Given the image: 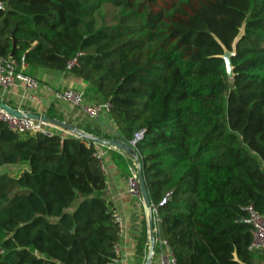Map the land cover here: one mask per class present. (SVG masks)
I'll return each instance as SVG.
<instances>
[{"label":"trees","instance_id":"16d2710c","mask_svg":"<svg viewBox=\"0 0 264 264\" xmlns=\"http://www.w3.org/2000/svg\"><path fill=\"white\" fill-rule=\"evenodd\" d=\"M0 4V59H22L31 77L68 72L85 100L109 104L110 134L75 128L131 148L176 264H264L242 222L249 207L264 216V0ZM45 117L59 119L51 107ZM95 150L0 122V168L25 167L0 174V264H113L115 211ZM104 150L126 177L132 157Z\"/></svg>","mask_w":264,"mask_h":264},{"label":"crops","instance_id":"0c3cea01","mask_svg":"<svg viewBox=\"0 0 264 264\" xmlns=\"http://www.w3.org/2000/svg\"><path fill=\"white\" fill-rule=\"evenodd\" d=\"M34 78L39 83V89L35 93L26 92L20 85L0 90V101L9 104V107L22 112L45 116L46 110L51 107L52 112L63 121L74 127L89 128L99 131L101 134L111 133V121L108 115L101 114L91 119L83 114L77 107L65 100L55 97V92L70 90L82 92L83 84L68 72H55L38 70ZM33 97V99H31ZM87 105H95L94 102L85 100ZM6 104V105H7ZM46 131L61 136L68 134L60 129L44 126ZM1 167V169L5 168ZM19 167L8 166L6 168ZM21 168L22 172L25 167ZM101 171L106 178L105 197L112 204L115 214L121 218L123 233L116 243V255L124 264H136L135 253L139 252L145 257L147 250V222L146 212L141 200L131 197L126 192L125 174L118 170L111 162L108 154L103 159ZM150 264H157L156 259H151Z\"/></svg>","mask_w":264,"mask_h":264},{"label":"built area","instance_id":"2783aa9c","mask_svg":"<svg viewBox=\"0 0 264 264\" xmlns=\"http://www.w3.org/2000/svg\"><path fill=\"white\" fill-rule=\"evenodd\" d=\"M74 65L75 60H72L66 64V68L70 69ZM15 85H20L26 92L31 93H35L39 89L38 81L34 77L28 76L26 74V66L24 65L22 59L19 62H16L11 58L0 59V90L5 91L14 87ZM55 93L56 98L69 102L71 105L77 107L83 114L91 119L97 118L101 114H108V110L110 108L109 104L87 105L84 101L82 92L63 90ZM31 99H33V97H31ZM15 110L20 111L18 109ZM0 122L4 123L9 130L18 134L41 133L45 136H50L52 134V132L46 131L44 129V126L47 125H43L39 122H34L25 118H15L4 113L1 110ZM95 149L96 150L93 156L101 169L103 167V159L107 152L103 147L97 145H95ZM125 185L126 192L129 196L136 197L141 200L137 188L135 165H131L128 167V175L125 177ZM164 202V199L161 200L158 206L163 205ZM245 211L246 216L242 220V222L251 227V244L249 246V249L264 250V216L256 214L250 207L246 208ZM150 213L152 217V232L154 236V249L152 258L156 257L157 264H176L166 242L159 239L156 208L150 206ZM112 219L113 223L117 227V236L119 237L123 233L121 218L114 213ZM115 256L116 257L113 260V264H124V261L120 260L116 255V246Z\"/></svg>","mask_w":264,"mask_h":264},{"label":"water","instance_id":"95a60500","mask_svg":"<svg viewBox=\"0 0 264 264\" xmlns=\"http://www.w3.org/2000/svg\"><path fill=\"white\" fill-rule=\"evenodd\" d=\"M239 37L234 39L232 48L234 49V46L236 44V41L238 40ZM15 48L14 40H12V46H11V51H10V57L13 56V51ZM233 55V52L229 53L227 51H224L223 55L220 57L221 60L224 63V68L226 72V76L229 80L232 79V68L230 65L229 58ZM0 110L3 111L4 113L15 117V118H25L34 122H39L43 125H47L56 129H60L64 132H66L68 135L76 137V138H82L89 140L91 143L94 145L106 148V149H112L120 154H122L124 157L129 158L132 157V160L134 162V165L136 167V178H137V188H138V193L140 196V199L142 201V205L145 209L146 212V222H147V250L145 257L143 259L142 264H150L151 259H152V253L154 249V236L152 232V217L150 213V205L147 200V195L143 186V181L140 173V167H139V162L136 157L131 156V148L122 143L121 141L118 140H113V139H106V138H99L95 136H91L89 134H86L85 132L75 128L72 125H69L63 121H59L56 119H50L45 116L33 114V113H27V112H20L17 111L4 103L0 101ZM138 137H136L132 142L131 145H134V143L137 141Z\"/></svg>","mask_w":264,"mask_h":264},{"label":"rangeland","instance_id":"374dc122","mask_svg":"<svg viewBox=\"0 0 264 264\" xmlns=\"http://www.w3.org/2000/svg\"><path fill=\"white\" fill-rule=\"evenodd\" d=\"M1 101H3V100H1ZM6 167H8V166H6ZM6 167L0 170V174L4 173V174H7L10 177H16L21 171V168H19V167H11V168H6ZM74 206H75V203H73V205L71 206L70 210H72L74 208ZM159 239L161 241L163 240L161 232H159ZM155 259H156V257H153V261Z\"/></svg>","mask_w":264,"mask_h":264}]
</instances>
